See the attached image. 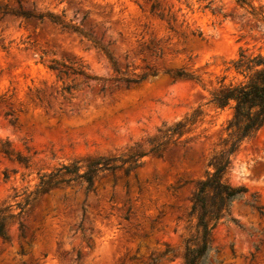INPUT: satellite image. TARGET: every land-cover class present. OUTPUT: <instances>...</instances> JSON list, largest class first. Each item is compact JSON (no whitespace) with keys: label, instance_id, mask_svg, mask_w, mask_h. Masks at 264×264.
Segmentation results:
<instances>
[{"label":"rangeland","instance_id":"rangeland-1","mask_svg":"<svg viewBox=\"0 0 264 264\" xmlns=\"http://www.w3.org/2000/svg\"><path fill=\"white\" fill-rule=\"evenodd\" d=\"M152 1H19L23 9L79 23L96 46L47 20L36 24L0 15V208L14 202L13 194L31 188L39 173L64 163L146 151L177 122L193 116L162 157L146 154L135 178L133 173L126 177L127 195L121 186L125 178L117 180L114 206L106 201L108 177L95 183L98 198L88 193L83 205L76 186L44 195L25 218L27 238L33 233L29 244L22 241L25 253H18L11 223L10 242L0 240V264H184L186 245L197 236L191 213L196 183L212 170L209 160L223 148L224 127L233 113L231 103L218 107L212 95L243 80L232 62L240 50L264 49V21L235 0H155L171 16L167 21L149 13ZM248 1L264 13V0ZM5 3L17 7L15 0H0ZM195 30L202 39L190 34ZM50 59L79 62L101 79L89 80L64 99L58 93L61 82L46 66ZM177 69L195 78L164 72ZM144 73L129 88L117 87L114 80ZM222 179L246 191L230 205L235 222L210 232L212 264H264V126L230 154ZM125 197L133 211L129 220L119 209Z\"/></svg>","mask_w":264,"mask_h":264},{"label":"trees","instance_id":"trees-1","mask_svg":"<svg viewBox=\"0 0 264 264\" xmlns=\"http://www.w3.org/2000/svg\"><path fill=\"white\" fill-rule=\"evenodd\" d=\"M15 1L17 7H9L7 3L0 5V15L18 16L34 21L36 24L47 20L49 23L57 25L61 30L75 33L96 46L95 41L90 38L79 23L65 20L62 14L35 11L33 8L23 9L19 4L20 0ZM235 1L239 6L248 7L249 13L253 17L264 21V13L256 11L250 1ZM205 7H208V5ZM148 11L160 19L166 17L168 21L171 18V16L161 11L159 3L155 0L150 2ZM190 34L199 39L203 38L200 30L190 31ZM46 66L54 73L55 78L61 82L58 93L64 99L72 98L74 91L80 89L81 85L88 86L89 80L101 79L89 74L85 66L76 61L65 62L50 59ZM232 67L243 77V80L223 85L212 95V101L218 107H224L231 103L233 113L224 127L226 135L220 142L223 148L209 160L212 170L196 183L192 196L191 213L196 219L197 236L190 239V242L186 245L184 264H212L215 262L213 258L215 250L210 245V232L220 223L235 222V219L229 215L230 205L233 201L241 199L246 191L244 186H229L222 179V176L229 164L230 154L238 148L241 142L251 138L264 126V49L257 53H247L245 50H240L237 58L232 62ZM115 70L118 72V69L115 68ZM164 72L169 74L171 78H195L192 73L182 69L165 70ZM151 74L155 75L156 71H151ZM145 76L146 73L137 76L123 74L115 77L114 80L117 82V87L129 88L132 84H139ZM99 89L102 90L103 86ZM10 122L13 123L14 120H10ZM192 122L193 116L184 122H177L168 129L167 134L162 135L159 140L153 141L146 151H137L124 157H99L85 162L64 163L49 172L39 173L37 182L31 188L24 187L19 193L13 194L14 202L0 208V240L10 242L7 226L15 223L19 244L18 253L24 254L22 241L29 244L33 239V233L27 238L25 218L33 212L35 205L41 201L43 196L50 194L55 188L76 186L77 189H81L84 195L83 205L88 193H93L98 198L95 183L101 178L108 177L111 192L106 201L111 207L114 206L113 188L117 180L121 177L125 178L121 186L125 195H127L129 183L126 177L133 173L135 178V170L142 166L143 157L146 154L162 157L167 145H174L181 137L186 125ZM3 151L8 152L5 148H3ZM16 158L19 162L27 165L25 157L17 155ZM136 186L139 192L140 186L138 184ZM101 188L104 190L105 186L103 185ZM17 197H19L18 200L15 199ZM59 199L66 200L64 196L59 197ZM249 204L253 205L252 203ZM255 208L259 214H262L260 206ZM119 209L122 210V218L129 220L133 211L127 197L123 199ZM229 248L232 251L231 244H229ZM22 264L26 263L22 262Z\"/></svg>","mask_w":264,"mask_h":264}]
</instances>
